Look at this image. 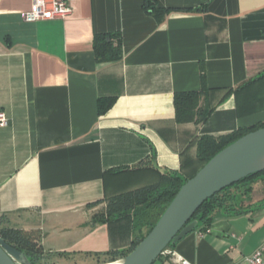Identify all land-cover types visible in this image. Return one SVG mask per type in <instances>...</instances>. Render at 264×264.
Here are the masks:
<instances>
[{"label": "crops", "instance_id": "0c3cea01", "mask_svg": "<svg viewBox=\"0 0 264 264\" xmlns=\"http://www.w3.org/2000/svg\"><path fill=\"white\" fill-rule=\"evenodd\" d=\"M34 1L0 0L2 226L36 236L39 264H99L136 235L134 215L95 217L111 198L180 173L195 139L264 123V0H151L159 17L145 0H66L69 16L27 22ZM96 35H118L122 59L98 63ZM204 87L214 112L179 123L175 95ZM252 187L154 264H246L264 243Z\"/></svg>", "mask_w": 264, "mask_h": 264}, {"label": "trees", "instance_id": "16d2710c", "mask_svg": "<svg viewBox=\"0 0 264 264\" xmlns=\"http://www.w3.org/2000/svg\"><path fill=\"white\" fill-rule=\"evenodd\" d=\"M145 8L151 10V12L158 17L169 12L166 11L164 13L163 11L161 14V11L155 7L151 0H145ZM117 36L118 35H96L94 39V51L98 63L115 62L122 59L120 41L118 40L116 41L117 44H114L113 40V38ZM257 80L258 79L251 81L249 84ZM208 92V89L204 87L201 92L177 93L174 99L177 121L179 123H205L215 110V107H213L209 101L206 102L205 107H200L202 97L206 96ZM230 95L231 93H227L225 97ZM114 103L115 99L113 98L101 99L99 101V114H106ZM263 127L264 123H261L252 127L241 128L230 134L219 137L207 135L195 139L190 147L196 149L197 152L195 156L189 154L190 156L183 157L182 155L183 167L180 173L165 174L162 176L161 181L156 184L111 198L108 201L106 212L101 215H96L95 217H107V219L103 220L104 222L116 217L134 215L136 218V235L132 247L129 250L120 253H105L101 255L104 259L101 260L99 264L114 263L129 256L150 233L185 182L193 178L224 148L246 134ZM258 178L264 180V171L246 177L205 201L192 218V220H199L197 229L207 231L214 221L216 212L221 209L242 212L241 203L244 201V197L248 198L252 193V185L256 183ZM0 238H3L9 245L19 250L27 258H30L28 264H36V253L32 249L33 243H31L33 241L27 236V233L23 231L2 226L1 217ZM171 247L173 246L170 245L168 248Z\"/></svg>", "mask_w": 264, "mask_h": 264}, {"label": "water", "instance_id": "95a60500", "mask_svg": "<svg viewBox=\"0 0 264 264\" xmlns=\"http://www.w3.org/2000/svg\"><path fill=\"white\" fill-rule=\"evenodd\" d=\"M263 151L264 127L220 151L185 182L150 233L129 256L120 260L121 264H154L170 245L175 246L196 231L199 220L192 218L205 201L246 177L264 171V168L244 171L250 160ZM0 264H28V259L0 238Z\"/></svg>", "mask_w": 264, "mask_h": 264}, {"label": "built area", "instance_id": "2783aa9c", "mask_svg": "<svg viewBox=\"0 0 264 264\" xmlns=\"http://www.w3.org/2000/svg\"><path fill=\"white\" fill-rule=\"evenodd\" d=\"M72 13V8L66 0H35L31 10L24 15L27 22H37L39 20L65 18ZM10 125V119L6 112L0 110V128ZM176 254L167 248L162 256ZM179 264H191L182 257H175ZM246 264H264V243L260 245L249 257L246 258Z\"/></svg>", "mask_w": 264, "mask_h": 264}, {"label": "bare ground", "instance_id": "6f19581e", "mask_svg": "<svg viewBox=\"0 0 264 264\" xmlns=\"http://www.w3.org/2000/svg\"><path fill=\"white\" fill-rule=\"evenodd\" d=\"M264 168V151L256 155L250 162L245 166L244 171H256ZM120 260L112 264H121Z\"/></svg>", "mask_w": 264, "mask_h": 264}, {"label": "rangeland", "instance_id": "374dc122", "mask_svg": "<svg viewBox=\"0 0 264 264\" xmlns=\"http://www.w3.org/2000/svg\"><path fill=\"white\" fill-rule=\"evenodd\" d=\"M256 183H262L263 185H264V180H262V178H258V180L256 181ZM261 191V190H260ZM17 230H19V229H17ZM19 231H21V230H19ZM24 233H26V232H24ZM27 236L33 241V242H31V243H33L32 245V249L35 251V253H36V257H35V263L36 264H39V260H40V262L41 263H43L42 261H43V258H42V251H41V249H40V247H39V245H38V242H37V238H36V236L34 235V234H29V233H27ZM28 259V261H30V258H27ZM49 258H44V260L46 261V260H48ZM49 260H51V259H49ZM47 264H49V263H47ZM106 264H108V263H106Z\"/></svg>", "mask_w": 264, "mask_h": 264}]
</instances>
